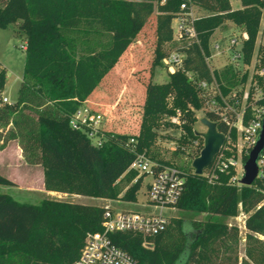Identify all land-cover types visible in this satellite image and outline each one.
Returning a JSON list of instances; mask_svg holds the SVG:
<instances>
[{"label": "trees", "instance_id": "1", "mask_svg": "<svg viewBox=\"0 0 264 264\" xmlns=\"http://www.w3.org/2000/svg\"><path fill=\"white\" fill-rule=\"evenodd\" d=\"M182 2L0 0V29L18 25L16 36L26 44L23 79L12 104H1L7 70L0 64V149L16 141L28 162L44 167L48 191L101 199H117L118 183L137 176L136 171L129 170L136 152L146 151L153 159L169 164L152 153L162 126L179 128L166 117L181 111L191 121L183 125L186 135L178 139L181 143L201 138L192 124L195 110L202 109L204 103L186 72L194 71L201 79L212 81L205 56L210 54L212 35L228 21L247 32L243 62L250 65L264 9V0H241L242 7L237 10L231 8L230 0H192L209 12L194 20L198 42L180 47L185 53L183 70L170 74L164 83H156L154 72L157 66H164L163 47L173 40V22ZM155 12V46L150 80L143 86L145 99L138 130L133 134L104 130L107 141L97 148L84 132L70 126V118L91 103L90 98L108 78L114 81L115 89H121L124 76L116 80L109 73L123 56L134 61L130 49L135 43L142 44L139 36ZM214 76L221 83L225 80L228 87L235 79L231 69L214 71ZM246 78L247 74L242 82ZM228 87L222 85L224 94ZM249 112L247 109L245 123ZM206 116L229 137L228 141L236 142L235 128L230 131L213 112L207 111ZM130 138L137 140L136 152L127 145ZM234 152L228 150L226 156ZM234 175L232 167L217 171V178L210 183L204 174L189 173L177 207L220 217L237 216L240 205L250 212L245 219V255L241 261L238 227L219 220H192L187 225L181 219H170L162 233L147 239L150 246L144 245L141 235L128 232L111 234L112 241L139 264H264V178L246 186L232 184ZM143 178L129 188L124 200L136 201ZM13 184L0 174V185ZM104 211L102 206L53 199L22 203L0 193V264H73L87 234L102 230Z\"/></svg>", "mask_w": 264, "mask_h": 264}, {"label": "rangeland", "instance_id": "2", "mask_svg": "<svg viewBox=\"0 0 264 264\" xmlns=\"http://www.w3.org/2000/svg\"><path fill=\"white\" fill-rule=\"evenodd\" d=\"M230 2L233 10L242 7L241 0H230ZM157 3V1L154 2L155 6H157ZM178 13L179 12H177V14ZM208 13V11L199 6H195L193 9L194 18L196 19ZM155 15L156 12L146 26L144 32L139 36V39L143 41L142 44L135 43L130 49L133 59L137 64L127 66L126 64H128V62L126 59H122L120 62V71L122 69H126V71L129 69L128 76H124L125 84L134 82L133 85L135 86L132 87V89H115L114 81L108 78L102 88L97 89L90 98L92 104H87V106L100 117L105 131L133 134L138 130L142 105L145 99V89L143 86L147 84L148 78L150 80L151 60L153 58V49L155 46ZM17 27L18 25H13L8 29H0V60H2L7 68V82L1 97V104H4V97H6L10 103H14L17 100L18 90L23 79L25 64V49L23 46H25V43L16 36ZM243 31L244 28L238 27L230 21L225 22L212 35L210 49L212 50L213 45L217 42L223 47L227 46L232 37H240ZM258 40L264 42V9ZM190 42L191 40L189 39H174L163 47V52L165 56H168L173 51L180 50L183 44ZM237 50H241L240 45L237 46ZM225 54L226 56L224 55L219 59L217 58L216 60L210 61V64L213 71L220 73L224 69H231V72L235 74V79L232 80L229 87L225 80L222 81L223 83L218 81L221 91L222 85L230 89L227 94H224L222 91L225 97L229 99L235 92L240 95L242 89H248L254 62L251 65H246L242 60L233 63L227 56L229 54ZM170 74L171 73L167 72L163 66H157L153 81L156 83H164L170 79ZM245 74H247V78L242 82V77ZM260 84L261 87H264V81H260ZM169 101H172V97L169 98ZM206 112L207 110L204 106L200 110H195L196 121L192 125L193 130L197 133H204L207 131V127L201 123L203 118H207ZM166 119L168 120L169 117H166ZM182 121H184L183 123L191 122L185 113H183ZM183 123L181 122L180 125H184ZM158 132L160 133L159 137L152 147V153L157 155L156 158L181 166L189 173H195L192 163L194 159L200 156L204 148V138L201 136V138L181 143L178 139L186 135L183 126L179 128H166L162 126ZM228 147L231 149L230 151H236L232 155L236 156V176L238 180H240L244 173V156L247 155V151H249V155L252 149L249 150L245 139L238 132L236 142L230 139L228 141ZM239 149H242V153H239ZM0 174L6 176L14 183L12 186L0 185V193L9 194L22 203L39 204L43 199H53L102 207L107 205L119 206L121 209L135 211L142 210L141 204L145 202L147 185L151 181L150 176H144L141 189L136 194V201L124 200L123 196L134 184V179L137 176L131 181L127 178H123L118 183L119 197L117 199L92 198L82 195L48 191L45 188L44 167L41 164L28 162L23 155L21 147L16 141H10L0 149ZM118 200L121 201V204H117ZM166 214L170 216V219H181L187 225H189L192 220H219L229 226H237L241 237L239 245L240 261L244 257V237L247 232L245 229V217L249 215L250 212L246 211L242 206H239L238 215L234 217L212 216L205 213L193 214L179 208L172 212L167 211Z\"/></svg>", "mask_w": 264, "mask_h": 264}, {"label": "built area", "instance_id": "3", "mask_svg": "<svg viewBox=\"0 0 264 264\" xmlns=\"http://www.w3.org/2000/svg\"><path fill=\"white\" fill-rule=\"evenodd\" d=\"M195 6L192 0H183L180 12L173 22V38L175 40L189 39L191 42H198L194 27L196 18H194L193 9ZM247 39L248 34L243 31L240 37H232L225 47L218 42L213 45L210 54L205 56V60L213 73L212 81L201 79L194 71H187L186 74L199 89L206 110L217 114L230 131L235 128L243 136L250 150L257 143L264 119V103H262L264 101V87L260 86V80L264 81V42L257 38L251 62V64L254 62V67L249 86L246 90L242 89L240 95L235 92L229 99L225 97L210 64V61L226 56L225 53L229 54L227 56L233 63L239 60L243 61V44ZM238 45L241 46L240 51L237 50ZM23 47L26 50V44ZM184 59L185 53L182 50L173 51L164 57L163 67L167 72L173 74L177 70H183ZM3 102L12 104L6 97L3 98ZM247 109L250 112L249 119L245 123L244 119L248 114ZM182 118L183 113L177 111L175 115L169 117L168 121L182 127L183 125H180L181 122H184ZM70 126L84 132L91 144L97 148L102 147L107 141L102 120L87 105L80 107L71 116ZM228 138L226 136V139ZM127 145L131 151L136 152L137 140L135 138H130ZM228 150L231 149L228 146H223L210 165H213L212 168L203 174L207 176L210 183H213L214 179L217 178V171H228L232 167L235 175L230 179V182L242 185L240 180L243 175L240 180L236 176V156L227 157L226 152ZM239 153H242V149H239ZM263 153L258 160L257 178H264ZM129 170L138 173L134 183L141 176L151 177V181L147 185L145 202L141 204L142 210H125L112 205L104 206L102 230L87 234L80 256L73 264H139L127 251L114 244L111 234L119 232L139 234L145 239L144 245L150 246L151 243L147 239L155 237L167 228L170 216L166 212H172L178 208L177 205L186 190V179L189 172L173 163H161L153 159L146 151L136 152V158ZM117 204H121V201L118 200Z\"/></svg>", "mask_w": 264, "mask_h": 264}, {"label": "water", "instance_id": "4", "mask_svg": "<svg viewBox=\"0 0 264 264\" xmlns=\"http://www.w3.org/2000/svg\"><path fill=\"white\" fill-rule=\"evenodd\" d=\"M201 123L207 127L204 133H198L204 138V148L200 156L194 159L192 167L196 175H203L204 170L210 167L214 158L220 153L226 142V135L217 129V124L208 118H203ZM264 152V119L262 130L257 143L251 150L248 160L244 163V174L240 180L242 185H252L258 177L259 167L258 160Z\"/></svg>", "mask_w": 264, "mask_h": 264}, {"label": "crops", "instance_id": "5", "mask_svg": "<svg viewBox=\"0 0 264 264\" xmlns=\"http://www.w3.org/2000/svg\"><path fill=\"white\" fill-rule=\"evenodd\" d=\"M122 59H124V56L120 59V62H121V60ZM126 61L128 62V64H126L127 66H129V65H135V62L133 61V60H131V61H129V60H127L126 59ZM118 63L117 64V66L109 73V76H110V78H112V79H114V78H116V80L117 79H119V78H121L122 76H128V70L126 71V69H122L121 71H120V66H121V63ZM0 64H1V66L3 67V68H5L6 70H7V68H6V65L2 62V60H0ZM119 81V80H118ZM134 84V82H132L131 84H124L123 86H121V89H132V87H134L135 85H133Z\"/></svg>", "mask_w": 264, "mask_h": 264}]
</instances>
